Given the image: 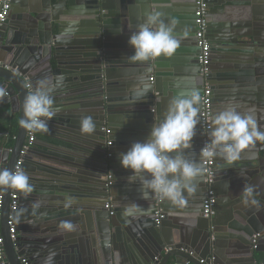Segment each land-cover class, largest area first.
<instances>
[{
	"label": "water",
	"instance_id": "1",
	"mask_svg": "<svg viewBox=\"0 0 264 264\" xmlns=\"http://www.w3.org/2000/svg\"><path fill=\"white\" fill-rule=\"evenodd\" d=\"M157 1L160 0H10L9 15L0 30V87L7 91L0 98V109L8 106L11 114L17 105L18 123L12 148L0 147V169L14 171L24 145L26 129L19 120L23 118L25 96L41 79L54 84L59 79L60 83L52 93L58 111L48 121L51 143H45L40 158L31 160L34 144L23 157L21 168L28 174L33 191H18V208L12 214L15 243L10 240L7 224L11 189H2L0 235L8 264H21V257L30 264H45L50 254L52 264H199L201 259H205L204 264H256L253 254L261 249H251V237L255 233L264 235L256 225V217L264 220V142L245 149L231 164L214 157L217 203L210 220L197 212L199 202L202 208L206 188L202 169L193 181L196 191L185 193L187 203L182 207L192 222H180L172 239L163 232L164 219L158 225L153 222V195L142 198L139 179L129 182L131 170L121 166L118 156L132 143L143 142L152 126L163 120L146 113L162 96L164 82L193 85L199 95L208 83L212 91L214 86L230 91V102L241 99L250 107L264 105L260 89L264 84V11L257 10L260 5L264 10V0H243V26L254 31L233 38L236 50L228 52L218 71L210 63L206 76L197 61L196 0H184L191 12L183 30L187 36L183 35L185 42H180L171 57L148 62L129 59L134 51L128 44L129 36L155 11ZM211 3L207 0L208 41ZM66 16H78L77 21L73 23ZM191 46L195 52H190ZM182 64L189 70L186 75L182 70L181 78H177L179 69L175 67ZM145 84L148 91L142 94ZM119 87L125 91L121 90L123 95L117 99L112 91ZM116 112L122 115L117 117ZM255 114L264 131L263 111L255 110ZM85 116H91L95 123L91 133L82 130ZM131 118L140 122H125ZM118 124L120 129H112ZM63 128L72 136L64 135L60 131ZM105 130L119 134L116 140L120 141V149L113 151L111 145H106L110 136ZM55 140L65 145L58 146ZM200 141L198 126L193 148L186 152L188 159L198 163ZM55 149L60 153L52 160ZM247 185L254 187L258 204L242 202ZM69 200L72 202L66 207ZM133 203L143 211L135 216L123 215ZM106 204L109 209H105ZM258 207L261 212L256 211ZM218 210L224 214L222 230L215 222ZM69 221L73 230L61 226ZM225 241L227 247L228 241L236 242L240 252L222 256L217 246L230 249ZM165 248L171 251L165 253Z\"/></svg>",
	"mask_w": 264,
	"mask_h": 264
},
{
	"label": "clouds",
	"instance_id": "2",
	"mask_svg": "<svg viewBox=\"0 0 264 264\" xmlns=\"http://www.w3.org/2000/svg\"><path fill=\"white\" fill-rule=\"evenodd\" d=\"M159 11L150 12L145 21L138 25L137 31L129 36L128 44L134 50L129 57L134 62H148L161 56L171 57L180 45L175 29L179 23L176 18L165 20ZM187 36V32L183 33ZM59 79L54 84L45 78L38 81L33 91L23 100V118L19 120L22 128L29 132L48 130V121L58 109L54 108L52 93L59 86ZM148 85H144L142 94H147ZM7 95L4 87H0V98ZM200 95L197 90L180 91L168 104L163 120L154 124L148 137L143 142H134L126 152L119 154L118 159L123 168L131 170L128 177L130 183L139 179L142 198L148 199L153 194L172 205L184 207L187 203L185 193L196 191L193 181L201 175L202 168L195 160L186 156L187 150L193 148L196 135ZM238 105L229 104L217 112L211 120L208 133L209 140L200 149L204 158L221 157L229 164L237 161L241 153L257 142H264V131H261L255 110L247 112L238 110ZM82 130L91 133L95 123L91 116L81 121ZM0 189L16 190L31 193L33 186L28 174L22 169L15 171L0 169ZM255 189L245 186L242 202L245 205L258 204L254 198ZM71 200L68 201L69 206ZM143 209L136 203L124 209L123 215L135 216ZM67 230H73V224L62 222ZM53 256L49 255L45 264H52Z\"/></svg>",
	"mask_w": 264,
	"mask_h": 264
},
{
	"label": "crops",
	"instance_id": "3",
	"mask_svg": "<svg viewBox=\"0 0 264 264\" xmlns=\"http://www.w3.org/2000/svg\"><path fill=\"white\" fill-rule=\"evenodd\" d=\"M156 2V0H155ZM159 4L161 5H158ZM163 2V3H161ZM244 1L243 0H212L211 3V13L209 15V37L211 39H209L210 41V46H211V65H213L212 69H216L218 71V66L221 65V63H223L224 59L226 58V55H228V52L231 50H236L235 48L237 46H234V43L232 42V39L237 37L239 34L241 33H253L254 30H251V28H246V26H243V24H245V22L242 21L243 19V5ZM186 4L184 3V0H164V1H157V3L154 5L155 11H159L160 13H162V18H164L165 20L169 19V18H176L179 23L175 29V32L178 36V38L180 39V42H185V37L183 36V33L186 28V23L188 20V16L191 14V12H188V9L186 8ZM263 5H260L257 7V10L260 11V13L264 10H262ZM242 9V10H241ZM131 14L134 13V11L129 12ZM64 16V15H63ZM62 16V17H63ZM69 19L71 18L73 20V23H75L76 17L78 16H66ZM82 17V16H80ZM183 31V32H182ZM256 31V30H255ZM259 31V30H258ZM258 31H256L258 33ZM128 32V31H127ZM131 31H129L130 33ZM125 33V32H124ZM261 33V32H260ZM259 37H262V35H258ZM194 51L195 52V47H190V52ZM182 62V61H180ZM175 68H178L179 72H177V78H181L179 76V73L182 74V70L184 71V75L187 74V71L189 70V67L184 66V64L179 65ZM171 69L168 70V72L171 73ZM190 74V72H189ZM172 77V76H171ZM215 77V76H214ZM212 80V79H211ZM217 79L215 78V81ZM28 82V81H27ZM191 82V81H190ZM173 83H168V82H164L162 85V96L157 97L155 102L151 105V112L149 111L148 113H146V115H148L149 117H152L153 115L164 118V114L167 111V107L169 104V101L175 97L177 95L178 92L180 91H190L192 89H195V87L193 85L187 86V85H181L180 82L177 84L172 85ZM193 84V83H192ZM261 91H262V95L264 96V84L261 86ZM121 90L125 91V88L123 87H119V90L117 89H113V97L114 98H119L120 96H122L123 94L121 93ZM258 92V90H257ZM124 93V92H123ZM230 91L226 92L223 89H219L218 87L214 86L213 89V106H214V115L223 110L227 105L231 104H235L238 105V110L241 112H247L250 109H255V110H262L264 113V105H256V107H250L248 102H243L241 99L239 101H235L234 102H230V95H229ZM261 92L259 91L258 94H260ZM157 96V95H156ZM243 96H247V95H243ZM241 97V96H240ZM239 97V98H240ZM264 103V102H263ZM262 104V103H260ZM14 113L10 114V108L8 106H5L4 108L0 109V124L1 128H0V133L3 134L2 137H0V147L3 146L5 148L6 147V143L8 141V133L5 130V123L6 121L8 122L10 120V118H12L13 116H15L17 114V105L14 106ZM154 113V114H153ZM115 115L121 116L122 113L116 112ZM262 116V114H261ZM126 117V116H125ZM122 121V120H121ZM123 123H139L140 121L138 119H126V121H122ZM120 124L113 126L112 129L114 130H118L120 128L119 127ZM51 126L50 124H48V129H50ZM54 127H52L53 129ZM198 128V125H197ZM60 131L64 134V135H70V131H66L64 128L63 130L60 129ZM50 132L48 131H43V132H37L36 135V140L34 142V147L36 148L35 151H31V160H36L38 158L41 157L42 155V150L44 151V146L45 143H51L50 138ZM53 136H56L55 133H52ZM61 136L59 138L61 139H65L66 136ZM67 135V136H68ZM72 136V135H70ZM110 136V141L111 144V150L113 151H117L118 149H120V145H118V143L120 141H117L116 138H119V134H117L116 132H110L109 134ZM15 139V137H14ZM56 145H65L63 144L61 141L55 140ZM117 144V145H116ZM118 149H117V148ZM59 151L52 150L51 155L54 156L53 159H56V157L59 155ZM43 156V155H42ZM200 155H198V161H200ZM33 162V161H32ZM32 162L31 164H29V166H32ZM200 164V162H199ZM217 193H218V185L215 187ZM200 204L201 202L198 203V208H197V212L201 215V208H200ZM162 209H163V214H164V220H163V232L165 235H167V237L169 236L171 239L174 236V233H176L175 227L178 228V225L180 222H192V220L190 218L187 217L188 212H185L183 210L182 207H178V206H174L172 205L169 201L167 200H163V204H162ZM257 212H261V209L258 207L256 208ZM256 212V213H257ZM224 218V214L222 213V210H218L217 211V216L215 219V222L219 226V229L222 230V221ZM256 225L258 226L259 230H264V220L261 219V217H256ZM220 242V241H219ZM226 243V247H227V242ZM228 243H230V249H226L222 246H217V251L220 252L221 254L223 253L222 256H224V254H228V255H232L235 253H239L240 249L238 248L239 245L236 244V242H230L228 241ZM248 247H250V244L248 243ZM261 251L259 252H254L253 257L255 259V263L256 264H261V262L264 260V242L261 244L260 246ZM259 249V250H260ZM224 251V252H223ZM233 252V253H232ZM225 256L224 258L228 257ZM246 264H253L251 263H246Z\"/></svg>",
	"mask_w": 264,
	"mask_h": 264
},
{
	"label": "built area",
	"instance_id": "4",
	"mask_svg": "<svg viewBox=\"0 0 264 264\" xmlns=\"http://www.w3.org/2000/svg\"><path fill=\"white\" fill-rule=\"evenodd\" d=\"M10 0H0V30L4 22L6 21L9 12H10ZM208 14V4L207 0H196V33L195 39L197 41V47L199 49L197 55V61L200 66V71L203 75H207L209 70V65L211 63V46L210 42L207 39V27H206V16ZM153 80L152 78L150 79ZM26 88L29 90V85H26ZM200 103H199V120L200 124L198 125L201 130V141H200V149L203 145L209 140V131L211 128V120L213 117V91L208 83H205L202 89V93L200 95ZM106 134H109V131H106ZM37 132H29L26 130V138L24 145L19 154V159L16 162L14 171L17 168L22 167L23 157L26 155L28 150L33 146L36 140ZM112 143L110 141L106 142L107 146H110ZM200 163L203 169V182L205 184V193L204 199L202 201L201 214L204 219L210 220L215 215V206L217 203V198L214 192L213 184L215 178L217 176L216 168H215V159L214 158H204L200 154ZM110 185V184H109ZM10 206H9V217H8V228H9V236L12 243L16 241V227L13 219V213L17 211L18 208V199L19 194L18 191L12 190L10 193ZM154 198V211H153V222L155 225L160 224V222L164 219V214L162 210V200L159 197L153 194ZM2 208H3V192L0 189V220L2 216ZM109 204L105 205V209H109ZM264 242V235L261 233H255L251 237V249L256 251L260 248L261 244ZM171 251V248H165L164 252L168 253ZM157 261V258L154 259ZM21 264H30L26 257L19 258ZM210 261H213V258H210ZM205 259L199 260V264H204ZM0 264H8L4 248H3V239L0 235ZM176 264V263H171ZM184 264H188L185 262ZM264 264V260L261 262Z\"/></svg>",
	"mask_w": 264,
	"mask_h": 264
},
{
	"label": "trees",
	"instance_id": "5",
	"mask_svg": "<svg viewBox=\"0 0 264 264\" xmlns=\"http://www.w3.org/2000/svg\"><path fill=\"white\" fill-rule=\"evenodd\" d=\"M17 123H18V114L10 118V120L8 122L6 121L5 123L6 125L4 128V131L6 130L8 133V141L6 143V147L8 149H11L13 146L14 137L16 136ZM1 125L2 124H0V128H1Z\"/></svg>",
	"mask_w": 264,
	"mask_h": 264
}]
</instances>
